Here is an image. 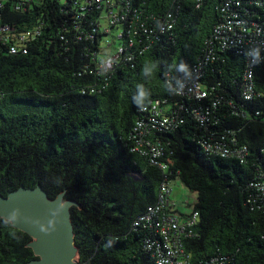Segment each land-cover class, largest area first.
Here are the masks:
<instances>
[{"label": "trees", "instance_id": "1", "mask_svg": "<svg viewBox=\"0 0 264 264\" xmlns=\"http://www.w3.org/2000/svg\"><path fill=\"white\" fill-rule=\"evenodd\" d=\"M106 1L0 0V23L11 33L40 32L25 43L26 53L12 54L19 41L0 37V194L39 185L50 199L75 201L77 264H155L144 249L147 231L132 223L156 203L164 177L178 178L196 194L198 237L183 244L190 262L225 256L230 264H264V198L251 186L264 183V57L254 70L260 97L242 102L244 45L219 52L214 40L226 0H108L118 18L113 25ZM242 1L262 23L264 4ZM168 12L174 22L162 32ZM122 46L112 69H100ZM209 50L214 62L203 81L215 92L204 104L217 95L246 114L224 104L209 129L234 131L248 161L206 156L198 143L203 131L184 113L182 125L159 135L162 171L131 151L139 110L176 99L168 81ZM31 241L0 217V264L37 259Z\"/></svg>", "mask_w": 264, "mask_h": 264}, {"label": "built area", "instance_id": "2", "mask_svg": "<svg viewBox=\"0 0 264 264\" xmlns=\"http://www.w3.org/2000/svg\"><path fill=\"white\" fill-rule=\"evenodd\" d=\"M95 1L99 4L104 3V0ZM121 1L126 2L127 0ZM256 4L261 6L264 4V0H256ZM245 5H249V2L226 0L224 7L227 15L215 27L214 40L217 41L216 49L219 52H224L228 46L235 42L243 43L246 66L239 99L242 102H252L260 97V93L255 90L254 70L255 65L264 57V21L262 23L255 21L254 13H251ZM105 6L110 8L106 13V18L109 25H113L118 22V18L113 13L112 4L108 0ZM166 19V24L161 28L162 32L172 28L174 20L171 12H168ZM11 31L13 30L7 25L0 23V37L10 35L21 44L18 43L10 47L12 54L19 51L26 53L25 43L40 34L38 29L22 34H14ZM208 44L212 45V41H209ZM132 45L133 42L130 40L129 46ZM122 54H124L123 46L118 48L115 55L105 58L99 68L103 71L111 70L115 61ZM130 59V57H124V60ZM213 62L214 56L209 50L204 56L198 58L185 74L178 76L174 81H168L176 99L150 101L139 110L140 118L135 122L132 130V139L135 145L131 151L148 157L151 165L165 171L167 164L161 161L165 156V148L159 140V135L174 132L183 124V114L188 113L192 114L198 123V128L204 133L200 136L198 143L206 156L233 158L240 164L247 163L248 148L238 144L233 135L234 131L227 130L220 134L209 129L219 121V110L224 104L229 106L235 114L238 109L232 100L222 104V98L217 95L212 99V102L204 104V101L215 92L214 86L209 87L203 81V78L211 71ZM256 114L259 113L256 112ZM236 115L245 116L246 114L242 110ZM251 186L256 188L260 197L264 198V183H255ZM170 193L169 182L164 177L159 186L156 203L132 223L135 229L141 228L147 231L146 239L143 242L144 249L154 258L155 264H230L225 256L212 257L205 262H190L184 253L183 244L186 240L198 237L194 229L199 222V215L194 209L186 216L180 215L175 210V203L170 200Z\"/></svg>", "mask_w": 264, "mask_h": 264}, {"label": "water", "instance_id": "3", "mask_svg": "<svg viewBox=\"0 0 264 264\" xmlns=\"http://www.w3.org/2000/svg\"><path fill=\"white\" fill-rule=\"evenodd\" d=\"M75 205L64 200L63 194L50 199L39 185L0 194V217L32 239L28 246L37 259L26 264H77L70 220Z\"/></svg>", "mask_w": 264, "mask_h": 264}, {"label": "rangeland", "instance_id": "4", "mask_svg": "<svg viewBox=\"0 0 264 264\" xmlns=\"http://www.w3.org/2000/svg\"><path fill=\"white\" fill-rule=\"evenodd\" d=\"M169 187L171 189L170 200L175 203V210L182 215L191 213L196 200V194L190 192L178 178L171 180Z\"/></svg>", "mask_w": 264, "mask_h": 264}]
</instances>
